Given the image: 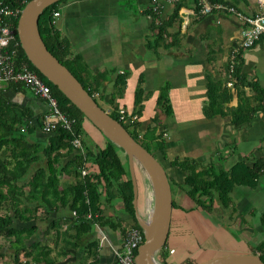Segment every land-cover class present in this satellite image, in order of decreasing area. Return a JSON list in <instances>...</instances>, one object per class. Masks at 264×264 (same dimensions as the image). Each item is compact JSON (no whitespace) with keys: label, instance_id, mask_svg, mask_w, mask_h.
<instances>
[{"label":"trees","instance_id":"trees-1","mask_svg":"<svg viewBox=\"0 0 264 264\" xmlns=\"http://www.w3.org/2000/svg\"><path fill=\"white\" fill-rule=\"evenodd\" d=\"M6 1L21 9L29 0ZM61 1L63 0L52 3L40 12L37 22L39 34L47 49L68 68L90 95L98 92V97L93 98L102 107L96 100V98L103 100L99 74H90L82 58L77 54H71L68 41L52 22L53 11L57 10ZM193 2L195 10L199 12L196 0ZM210 2L234 6L232 2L220 0H210ZM179 6L180 4L176 3L172 12L165 18L152 14L151 27L156 31L155 35L146 39L148 48L155 50L159 42L162 44L166 42L167 35L173 40L179 33L178 30L170 33L171 29L175 28L174 24L178 26L181 24L178 17ZM150 13L148 9V14ZM16 23L17 19L13 22V28L18 39ZM263 40L264 34L252 47ZM230 51L231 48L227 52L226 70L229 68ZM244 51L245 49L240 48L234 54V64L228 79L224 77V71L216 75L206 74V99L201 109L205 118H227L234 126L241 127L252 121L259 113H264V87L257 77L250 76L243 70ZM16 61L26 63L50 87L61 112L74 120L72 126L74 135L57 126L47 137L46 143L33 140L35 130L41 126L42 115H32L28 109L12 102L4 94L6 89H22L24 85L7 82L5 87L0 88V237L8 240L7 246L0 244V257H9L11 264H56L61 256H66L69 248L76 249L85 241L87 242L83 246L85 257L91 258L88 264H96L98 245L97 241L92 239V234L95 224L100 222L99 216L102 214V204L105 201L109 202L117 198L122 204L123 212L131 219V224L124 223L123 219L119 220L123 224L120 227L123 237L132 227L142 230L134 215L133 188L127 158L124 162L117 152L119 147L104 135L106 142L103 147H89L84 139L80 138L84 146L83 154L74 149L71 145L72 138L75 135L80 137L83 135L85 120L91 122L30 63L20 45ZM227 80L231 82V86H227ZM125 83V76L118 75L114 91L108 98L110 108L102 107L117 120L118 106L115 100L121 96V88ZM169 89V82L163 84L156 99L157 110L166 117L173 114ZM247 89L251 92L250 96ZM150 94V91L144 93L140 79L135 90V104L132 110L138 117L142 115V101ZM233 96L236 97L235 105H227ZM151 121L153 125H148L143 131L140 129V121L135 122L131 127L123 126L161 165V161L168 160V168L171 171L175 170L176 174L172 172L171 175L162 165L171 188L172 208L178 207L173 197L172 183L177 187L180 186L175 181L180 174L183 176L184 194L195 203L196 207L207 213L212 211L214 202L222 209L232 210L234 205L231 193L235 187L256 188L260 175L264 173V154L255 156L254 151L250 150L227 169L217 168L212 162L201 163L193 157L174 156L168 159L167 151L175 144L165 140L162 131H157L159 112L154 114ZM97 130L100 132L99 129ZM233 147L235 146H231L232 151H234ZM60 150L65 151L61 153ZM67 156L69 158L60 165V159ZM82 164L85 166V175H81L79 171ZM63 171L72 172L74 181L62 184L59 174ZM59 206H68L75 215L70 219H52L49 224L44 225L45 227H40L39 222L47 220L50 213L56 211ZM87 213L91 214L90 218L86 217ZM59 241L62 242L61 245L58 244ZM164 247L165 244L159 249H162L158 254L159 262L172 264L164 257ZM263 251L264 245L259 244L252 253H257L264 261ZM195 263L196 261L192 259H185L180 264Z\"/></svg>","mask_w":264,"mask_h":264},{"label":"crops","instance_id":"crops-1","mask_svg":"<svg viewBox=\"0 0 264 264\" xmlns=\"http://www.w3.org/2000/svg\"><path fill=\"white\" fill-rule=\"evenodd\" d=\"M149 1L63 0L57 6L60 15L56 19L55 26L58 32L68 41L71 54H77L82 58L90 74H99L98 78L101 80L100 90L103 95V100L101 101L105 103L106 107L110 108L108 98L114 91L117 76L124 75L126 83L121 88V96L115 100L118 107H124L128 111L133 110L135 90L140 79L144 93L147 91L151 93L150 96L142 101L143 109L142 115L139 117L140 122L143 123L151 119L156 112L160 113L156 108L158 91L163 84L169 82V97L173 114L172 116L165 117L166 121L164 118V122L161 120V115L159 114V125L164 123L162 126L166 128V126L169 127L171 124L188 125L196 123L195 126L199 128L200 125L204 124V119L213 120L216 124L220 123V121H217V118L207 119L202 115L201 109L206 99V74L211 73L216 75L222 72L221 69L223 68L221 67L226 63L225 58L228 48L234 46L238 41L240 21L232 14L217 10L205 15L200 14L195 10L193 0H160V17L162 18L167 17L172 12L176 3L180 4L178 17L181 24L180 26L174 24L175 28L171 29L170 33L175 30L179 31L173 40H171L170 35H167L166 42L163 44L159 42V46L155 50H152L147 47L146 42L147 37L155 35L156 31L152 30L151 27L153 20L148 14ZM220 1L232 2L236 8L246 15H251L262 8L258 0ZM243 57V70L249 75L253 74L255 77L257 76L258 80H260V73H264V40L258 42L253 47L245 49ZM247 66L249 69L252 67L255 70V74L249 72L246 68ZM5 85V83H1L0 88L5 87ZM4 94L12 102L28 109L32 115L40 116L47 109L46 103L33 95L25 86L22 89L16 90L12 88L6 89ZM234 98L236 99L235 96ZM235 103L232 105H235ZM168 118H172V120ZM254 123V125L250 126V129L253 127L251 130L256 131H250L251 134H249V130L246 129L244 134L240 135V140L237 139L238 147L234 141L235 148L238 149H242V145L252 144L251 147L242 149L241 155L248 153L250 150L254 151L255 156L264 154L263 150H261L262 148L264 149V144L257 143V145H253V139H250L255 137L258 140L260 135H257V131L260 128H264V118L261 121H254ZM89 124L86 120L83 122V130L86 133L83 132L80 138H83L85 144L89 147H103L106 142L103 135L96 129L91 128ZM249 124L250 122L246 123V128ZM241 128L239 131L242 130ZM178 131L180 134L176 137L169 140L165 139L174 142L175 145L173 147L177 145L178 141L176 139H188V134L186 135L180 128H178ZM50 133H45L38 127L32 139L46 143ZM86 134H90L91 136L87 138ZM164 134L169 137L168 133L164 132ZM257 149L261 150V153H255ZM169 150L171 149L169 148L167 151L168 159ZM60 151L64 153L65 150ZM77 151L79 152V150ZM117 152L125 162L126 154L124 153L125 157H123L120 151L117 150ZM175 156L181 157L179 154ZM198 157L195 156L193 158L198 161L202 160ZM68 158L67 156L60 159V165L64 164ZM238 159V156H230L223 159V161L217 159L216 162L214 159H211L208 162H212L217 168L224 167L227 169ZM224 162L227 164L225 165ZM134 166L136 165L134 164ZM138 170L140 169H135V177L138 184L137 189L139 186L141 188V197L137 194V211L141 218L146 219L151 209L149 205L152 201V187L149 181V185L146 183L147 177L146 179L143 177V183V175L141 176ZM172 172L176 174L174 169L170 172L171 175ZM59 180L63 184L74 181V177L72 172L63 171L59 174ZM258 183L254 190L258 189ZM238 187L240 186L235 187L233 191ZM263 191L264 187L262 188ZM181 192L184 194L183 187L178 186L174 193V199L178 196V201L182 203L178 202V207L172 208L167 239L173 238L179 240L181 246H185L188 244V241L194 240L192 252H195V255L192 252H188L186 255L183 254L181 259L185 257V260L192 259L196 254H200L203 249L196 248L198 244L195 241V236L192 235L193 238L190 236L193 234V232L191 233V227L199 223L201 215L195 211L197 209L195 203L188 197L184 198L186 195H182ZM238 194L240 195V193ZM250 197L252 198V196ZM259 206L260 210L264 206V201ZM260 211V216L258 217L260 225L256 228H250L249 237L246 235L249 240H242L246 251L241 253H252L256 246L259 244L264 245V237H262L264 233V210ZM194 212L197 216L195 217L196 220L193 216L192 218L190 217ZM254 212V210L253 212H249V215L254 214ZM72 216V211L68 206H59L56 211L50 213L49 218L44 223L47 225L52 219H70ZM99 218H101V223L95 224L92 234V239H95L98 245L96 264H117L114 250L120 246L124 238L120 232V227L123 224L119 220L123 219V222L128 224H131L132 221L123 212L122 204L117 198L109 202L105 201L102 204V214H100ZM244 226L248 227L246 224ZM246 228L243 232H246ZM261 228V235H250L253 230ZM186 229L187 234L182 235ZM208 231L212 230H203L201 228V236L211 234ZM86 243L84 241L76 249L69 248L66 251V256H61L56 264H88L91 258L85 257L83 246ZM207 249L209 248L207 247ZM176 251L174 246L168 245L165 247L163 251L165 259L172 264L182 263L184 260L182 262L177 260V262L168 259V256L174 255ZM159 263L162 264L161 262Z\"/></svg>","mask_w":264,"mask_h":264},{"label":"rangeland","instance_id":"rangeland-1","mask_svg":"<svg viewBox=\"0 0 264 264\" xmlns=\"http://www.w3.org/2000/svg\"><path fill=\"white\" fill-rule=\"evenodd\" d=\"M231 48V46L229 47ZM228 48V50H229ZM227 50V52H228ZM225 64L222 65L221 69L222 71H224L225 75L224 77H226V69H227V56L225 58ZM248 69L249 72L254 73L255 74V70L251 67L250 69L248 68V66L246 67ZM223 73V72H222ZM250 76L255 77L253 74H251ZM260 84L264 87V73L261 74L260 73ZM257 77V76H256ZM246 91H248V95L250 96L249 90L247 89ZM96 100L99 102V104L107 109L105 103L101 100H99L98 98H96ZM236 99L233 98L228 102L227 105H232L233 103H235ZM161 115V120L164 122V118L166 116H163L161 113H159ZM264 118V113H259L258 116H256L252 121H250V124L247 126L246 128V124L242 125L241 127H236L233 124H231L227 118H221L218 117L217 121H220V123L216 124L214 123L213 120H206L204 119V124L201 126L196 127L195 124H178V125H174L171 124L168 126H166V128L164 126L161 125L157 126V131H164L166 133L169 134V137L164 134L162 137L164 139H171L176 137L179 133L178 128H180L182 131H184L188 137V139L186 140V138L184 139H176L177 145L176 147H171L169 150V159H171L172 157H174L175 155L179 154L181 157H195V156H199L198 158L202 159L200 160L201 163H207L208 161H210L211 159L217 158L218 160L221 159L223 161V159H226L230 156L236 157L238 156L240 158L242 149H246L247 147H251L252 144L248 143L247 145H242V149H238L233 147V150H231V146H235L234 141L236 142V146L238 147V140H240V135H243L245 130L248 129L249 130V134L250 131H256V130H251L250 126L257 121H261ZM170 120H172V118H168ZM166 121V118H165ZM207 123V124H206ZM148 125H153L151 119L144 121L143 123L141 122L140 124V129L143 131ZM89 126L93 129H96L91 123L89 124ZM185 128V129H183ZM242 129L241 131H239V129ZM189 129V130H188ZM258 129V127H257ZM97 130V129H96ZM98 131V130H97ZM243 131V132H242ZM84 133H86L85 130H83ZM257 135H260L258 137V140L254 138H250L253 139V145H257L262 143L264 144V140L262 141V136L264 135V128H260L259 131H257ZM87 138L88 136H91L90 134H86ZM261 139V140H260ZM260 140V141H259ZM258 141V142H257ZM240 142V141H239ZM118 151H120L123 155V157H125V152L123 150H121L120 148H117ZM261 150H263L264 153V149L262 148ZM261 150L257 149L255 150L257 154L261 153ZM234 154V155H233ZM217 159L215 160L217 162ZM162 165L165 167V169H167L166 171L171 172L170 168H168L167 164H168V160H163L161 161ZM223 164V163H222ZM224 164L226 165L227 163L224 162ZM134 166V172L136 168H139L140 170L139 173L142 176V181H143V177L146 179V177L148 178V176L146 175L144 169L142 168V166L138 163L135 162ZM180 174V173H179ZM145 175V176H144ZM182 174H180L177 178H176V182L180 183V186L183 187L182 184ZM148 181L150 183L149 178L146 180V183L148 184ZM144 183V181H143ZM149 185V184H148ZM151 185V183H150ZM176 184L172 183V192H173V197H174V193L177 189V186H175ZM259 187L258 189L254 190V189H250L247 187H238L236 188V190H234L231 193V198L232 201L234 203V208L231 209H222L220 206H218L217 203H213L212 207V211L210 213H207L206 211H202L200 210L198 207L197 209H195L196 212H199L201 215V220L199 221V223L197 225L192 226L191 228V233L193 232V234H191V238L192 235L195 236V241L198 244V247L200 250H202V252L200 254H196V256H194L192 258V261H196V263H199L201 261H205L208 260L210 258H212L213 256H219V255H223V254H233V253H241L243 251H246V249L243 247V241L242 240H249L246 235L248 236L249 233L251 232L250 228H256L258 227L259 224V216H260V210H264V206L259 210L260 208V204H263L264 198H263V194L264 191L262 192V188L264 187V173L262 175H260L259 178V183H258ZM240 189V190H239ZM242 189V190H241ZM261 192H260V190ZM242 191V192H240ZM184 192V191H183ZM141 188L139 186V188L137 189V194H139V197H141ZM178 193V192H177ZM240 193V195L238 194ZM243 193V194H242ZM182 195H184L181 192ZM138 196V195H137ZM252 196V198L250 197ZM184 198H187L184 197ZM177 199V200H176ZM175 199V203L176 205L178 204V196ZM259 199V200H258ZM182 203V202H179ZM185 205V203H184ZM152 207V201L150 202L149 208ZM253 210L255 211L254 214L249 215V212H253ZM147 216V215H146ZM192 216L197 217L195 212L193 214L190 215V217L192 218ZM196 220V219H195ZM198 221V220H197ZM248 226L246 228V226H244L245 224ZM40 227H43L45 225L44 222H39ZM201 226V227H199ZM200 228V229H199ZM201 228L204 230H212V231H208L211 234H208V236H201ZM246 228V232H243L244 229ZM256 230V232H255ZM253 230L252 234L250 235H256L259 236V234H262V228L261 229H255ZM187 229L185 231H183L182 235H186L187 234ZM190 232V230H189ZM244 237V238H243ZM249 237V236H248ZM264 237V233L263 236ZM193 242L194 240L188 241V244L185 246H181L179 243V240L173 239V238H169L166 240L165 243V247H167L168 245L170 246H174V248H176V253L174 255H169L168 259L172 260V261H177L180 260L181 262L184 260V258L181 259L183 254H187L188 252H192V248H193ZM0 244L7 246L8 245V240L4 239L3 237H0ZM58 244H62L61 241L58 242ZM164 247V248H165ZM182 247V248H180ZM207 247L209 249H207ZM162 250V249H161ZM158 250L155 254V259L159 262V251ZM204 251V252H203ZM162 253V252H161ZM195 255V252H192ZM178 262V261H177ZM0 264H11L10 258L9 257H0Z\"/></svg>","mask_w":264,"mask_h":264},{"label":"water","instance_id":"water-1","mask_svg":"<svg viewBox=\"0 0 264 264\" xmlns=\"http://www.w3.org/2000/svg\"><path fill=\"white\" fill-rule=\"evenodd\" d=\"M57 1L60 0H29L24 4L16 23L20 46L30 63L78 107L102 135L125 152L133 188L134 215L144 233V241L136 250L135 263L160 264L155 254L166 242L172 211V193L166 171L122 123L98 105L68 68L47 49L38 31V16L43 9ZM135 162L142 166L152 187V207L146 219L141 218L137 211ZM195 264H264V261L257 253H233Z\"/></svg>","mask_w":264,"mask_h":264},{"label":"built area","instance_id":"built-area-1","mask_svg":"<svg viewBox=\"0 0 264 264\" xmlns=\"http://www.w3.org/2000/svg\"><path fill=\"white\" fill-rule=\"evenodd\" d=\"M262 5L261 9L251 15H246L238 8L220 2L212 3L210 0H196L198 11L200 14H208L214 10L232 14L240 21V31L237 43L231 47L228 56L229 65L226 70V77L230 76L233 67L234 54L238 49H248L264 34V0H258ZM148 9L152 14L160 15V0H150ZM21 9L18 6H12L6 0H0V84L7 82L21 83L27 87L33 95L40 98L46 103L47 109L41 117V130L45 133L52 132L57 126L70 131L73 135L72 126L73 119L68 118L58 107L56 98L52 95L50 87L45 84L38 74L30 69L26 63H18L16 61L18 47L20 45L14 33L13 22L18 18ZM60 15L58 10L53 11V20L55 23ZM227 86H231V82L227 80ZM92 97H98V92H94ZM108 112V111H107ZM118 121L123 125L131 127L135 122L139 121V117L132 111H128L124 107L117 108ZM74 149L79 150L83 154L82 141L79 135H75L71 140ZM81 175H85V166L79 168ZM72 215L75 212L72 211ZM87 218L91 217L90 213L86 214ZM144 241V233L142 230L132 227L126 231V234L120 246L114 250L117 264H136L135 254L139 245Z\"/></svg>","mask_w":264,"mask_h":264}]
</instances>
